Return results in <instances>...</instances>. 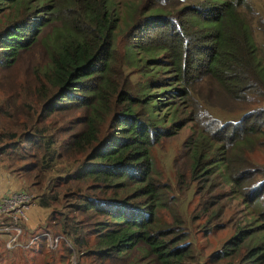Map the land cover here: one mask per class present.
<instances>
[{
	"label": "trees",
	"instance_id": "16d2710c",
	"mask_svg": "<svg viewBox=\"0 0 264 264\" xmlns=\"http://www.w3.org/2000/svg\"><path fill=\"white\" fill-rule=\"evenodd\" d=\"M250 1L0 0V64L14 65L37 42L47 58L39 110L29 94L9 105L24 122L0 124V164L13 177H32L38 193L22 188L47 210L42 225L70 241L58 256L42 253L45 246L13 252L38 249L40 263L0 252V264H65L75 251L86 264H197L178 195H170L151 149L182 128L179 106L194 82L214 79L234 99L264 97V48L245 17ZM68 110L80 114L60 117ZM225 128V142L262 134L264 105ZM205 141L202 133L184 141L192 180L221 172L232 188L247 187L245 202L257 203L263 182L256 187L260 180L245 181L248 170L230 171L219 146ZM177 177V192L189 190ZM163 212L168 221L158 219ZM207 262L264 264V222L240 228Z\"/></svg>",
	"mask_w": 264,
	"mask_h": 264
},
{
	"label": "rangeland",
	"instance_id": "374dc122",
	"mask_svg": "<svg viewBox=\"0 0 264 264\" xmlns=\"http://www.w3.org/2000/svg\"><path fill=\"white\" fill-rule=\"evenodd\" d=\"M126 1L116 0L122 6ZM250 4L252 10L251 12L245 11V17L252 26L254 40L264 48V0H251ZM47 30L48 28H45L42 35ZM46 61L42 45L37 42L28 51L22 53L14 65L4 67L0 64V99L5 98L2 101V106L6 107L10 114L4 118L0 113V124L13 123L14 121L24 122L23 116H20L17 108L10 109L9 105L11 103L18 104L29 94L31 95L27 101L32 102L36 106L32 105V107L39 110L40 106L35 95L43 82L41 71H43ZM193 87L194 93L184 98L182 105L179 106L181 112L178 118L183 123L182 128L175 135L163 138L151 149V152L157 171L161 173L162 181H167L172 186L170 195H178L177 209L183 213L185 219L183 225L187 229L188 240L192 243L196 263L213 264L207 262L208 257L220 249L222 244L236 231L264 222V189H261L262 196H259L258 202L251 204L244 200L250 199L247 187L242 185V187L232 188L221 172L204 174L193 181L190 151L187 146H184V141L193 133H202L206 137L204 144L208 147L211 143H215L210 142L212 138L210 136H214L218 141L213 148L219 146L217 156L230 164V171L232 167H236L237 173L248 170L251 177L245 179L247 183L253 178L254 181L260 180L259 184L254 183L258 184L256 187L262 182L264 184V132L249 136V140L245 139L243 142L240 140L238 142L237 139L225 142L224 140L229 138L230 134L229 130H226L227 128L223 129L225 124L236 122L246 112L263 106L264 97L249 96L245 99H234L211 78L194 82ZM79 114L80 112L77 110H68L63 112L60 117L70 119ZM17 165L19 164L17 163ZM2 167L4 166L2 165ZM178 174H183L185 184L191 186L189 190L177 192ZM14 176L15 179L21 180L30 189V192L38 193L36 187L32 185V177L28 179L26 175L18 173V171L14 173ZM262 187L264 188L263 185ZM209 203H216L210 213L208 211L212 209V204L209 205ZM32 208L35 209L38 216L46 217V209L37 207V205ZM158 219L168 221L170 216L167 212H163L159 214ZM39 224H42L41 219L35 226ZM49 228L54 232L59 231L57 227L49 226ZM62 247L64 246L57 249L56 256L63 251ZM37 250L33 249V251L22 253L8 252L4 250L0 241V252L7 254L10 258L15 255V262L22 261L24 263V260L26 261L28 258H35L34 262L40 263L41 254ZM45 251L44 249L42 253ZM75 252L66 257L65 264H69L71 258L75 264H86L89 261L85 257L81 258L77 251ZM21 258L22 260H20Z\"/></svg>",
	"mask_w": 264,
	"mask_h": 264
},
{
	"label": "built area",
	"instance_id": "2783aa9c",
	"mask_svg": "<svg viewBox=\"0 0 264 264\" xmlns=\"http://www.w3.org/2000/svg\"><path fill=\"white\" fill-rule=\"evenodd\" d=\"M36 206L32 195L24 188L0 194V241L9 252L29 251L32 248L59 249L70 241L59 233H53L42 224L31 225L29 210ZM69 264H75L73 258Z\"/></svg>",
	"mask_w": 264,
	"mask_h": 264
},
{
	"label": "crops",
	"instance_id": "0c3cea01",
	"mask_svg": "<svg viewBox=\"0 0 264 264\" xmlns=\"http://www.w3.org/2000/svg\"><path fill=\"white\" fill-rule=\"evenodd\" d=\"M23 183L21 180L15 179L9 172L0 165V194L10 192L12 190L22 188ZM41 216H38L35 212V209L30 208L29 210V219L30 224L35 225L41 219Z\"/></svg>",
	"mask_w": 264,
	"mask_h": 264
}]
</instances>
